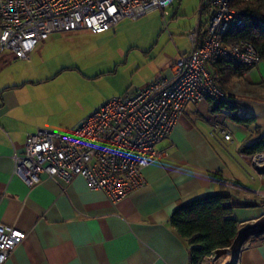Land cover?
I'll return each instance as SVG.
<instances>
[{
  "label": "crops",
  "instance_id": "obj_1",
  "mask_svg": "<svg viewBox=\"0 0 264 264\" xmlns=\"http://www.w3.org/2000/svg\"><path fill=\"white\" fill-rule=\"evenodd\" d=\"M210 1L200 5L197 22L185 32L202 27ZM101 35L88 29L52 32L24 59L0 51V222L25 232L2 264H190L188 243L169 217L179 204L210 193L229 194L237 234L249 225L264 228V167L256 169L239 151L246 140L264 135V57L249 72L223 64L219 83L235 104L213 110L208 99L188 103L157 143L165 153L142 169L145 183L115 203L90 189L81 175L65 183L41 174L27 185L13 171V154L22 152L27 133L66 130L83 116L75 123V48ZM186 42L174 43V56L124 91H105L93 108L170 76L178 53L189 49L187 37ZM115 64L101 72L115 73ZM235 115L254 120L244 123ZM213 121L231 131L233 140L224 147L208 135ZM240 264H264V229L247 237Z\"/></svg>",
  "mask_w": 264,
  "mask_h": 264
},
{
  "label": "built area",
  "instance_id": "obj_2",
  "mask_svg": "<svg viewBox=\"0 0 264 264\" xmlns=\"http://www.w3.org/2000/svg\"><path fill=\"white\" fill-rule=\"evenodd\" d=\"M173 2L0 0V51L9 49L24 59L52 32L88 29L98 33L124 17L135 18L150 9L163 11ZM240 11L231 0H211L202 27L187 30L189 49L178 53L170 76L106 98L66 130L40 127L27 133L22 152L13 154V171L27 185L38 182L41 174L56 176L65 183L81 175L90 189L102 191L112 203L142 186V169L165 153L157 143L168 136L186 105L227 97L213 64L227 58L249 72L260 61L250 40L224 39L230 25H243ZM208 135L223 147L233 140L231 131L218 121L210 124ZM247 156L256 169L264 167V150ZM24 237L23 230L0 222V264ZM246 241L235 238L222 264H240ZM207 257L200 264L207 259L221 264L212 254Z\"/></svg>",
  "mask_w": 264,
  "mask_h": 264
},
{
  "label": "rangeland",
  "instance_id": "obj_3",
  "mask_svg": "<svg viewBox=\"0 0 264 264\" xmlns=\"http://www.w3.org/2000/svg\"><path fill=\"white\" fill-rule=\"evenodd\" d=\"M206 2L207 0H174L163 11L150 9L135 18L124 17L102 31L101 36L88 39L82 48H75V123L100 101L105 91H124L143 73L155 71L157 63L166 61L170 55L174 56V43L182 41L187 44L185 30L197 22L200 5H205ZM48 62L59 63L54 59H49ZM114 64L117 66L115 73L101 72L112 69ZM233 241L212 254L219 258L221 264L225 262L226 256L229 257ZM205 264L219 263H212L207 259Z\"/></svg>",
  "mask_w": 264,
  "mask_h": 264
},
{
  "label": "trees",
  "instance_id": "obj_4",
  "mask_svg": "<svg viewBox=\"0 0 264 264\" xmlns=\"http://www.w3.org/2000/svg\"><path fill=\"white\" fill-rule=\"evenodd\" d=\"M231 5L241 10L244 23L242 26L230 25L224 33V39L246 38L255 45L260 56L264 57V0H231ZM229 63L240 68V71L245 70L244 66L227 58L213 65L220 73L221 66ZM208 100L212 103L213 110L224 103L235 104L229 94L226 98ZM234 117L244 123L254 120L251 115ZM260 150H264V135L246 140L239 147V151L245 154ZM228 199L227 193L203 194L179 204L170 214V224L188 243L190 264H200L217 249L230 245L235 238L239 221L233 217Z\"/></svg>",
  "mask_w": 264,
  "mask_h": 264
},
{
  "label": "water",
  "instance_id": "obj_5",
  "mask_svg": "<svg viewBox=\"0 0 264 264\" xmlns=\"http://www.w3.org/2000/svg\"><path fill=\"white\" fill-rule=\"evenodd\" d=\"M262 229L264 228L258 227V226L247 227L244 230L238 232L236 236V240L240 242L246 239L250 234L257 232V231H261Z\"/></svg>",
  "mask_w": 264,
  "mask_h": 264
},
{
  "label": "bare ground",
  "instance_id": "obj_6",
  "mask_svg": "<svg viewBox=\"0 0 264 264\" xmlns=\"http://www.w3.org/2000/svg\"><path fill=\"white\" fill-rule=\"evenodd\" d=\"M227 257V256H226Z\"/></svg>",
  "mask_w": 264,
  "mask_h": 264
}]
</instances>
